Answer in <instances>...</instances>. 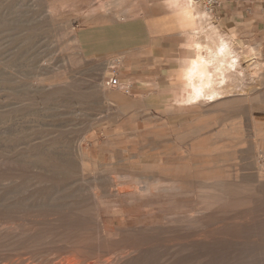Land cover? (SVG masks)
I'll return each mask as SVG.
<instances>
[{
  "label": "rangeland",
  "instance_id": "1",
  "mask_svg": "<svg viewBox=\"0 0 264 264\" xmlns=\"http://www.w3.org/2000/svg\"><path fill=\"white\" fill-rule=\"evenodd\" d=\"M195 1L208 15L198 17L201 42L212 41L213 28L214 38L230 35L204 0ZM140 2L0 0V264H59L79 239L90 244L82 250L87 264L138 247L128 264H264V183L257 175L264 164V52L234 39L237 71L217 103L132 112L136 104L107 83L102 60L84 58L76 30L117 16L81 15L85 8L119 13ZM168 16L185 39L179 19ZM216 147L221 152L210 158ZM209 159L211 170L241 185L225 186L240 208L197 212L204 189L187 182L180 184L188 192L175 198L158 190L150 198L119 197L118 189L167 186L164 168ZM175 212L180 218L170 220ZM117 228L128 229L117 240L131 245L105 239L104 229Z\"/></svg>",
  "mask_w": 264,
  "mask_h": 264
},
{
  "label": "crops",
  "instance_id": "2",
  "mask_svg": "<svg viewBox=\"0 0 264 264\" xmlns=\"http://www.w3.org/2000/svg\"><path fill=\"white\" fill-rule=\"evenodd\" d=\"M117 1L121 5H127L129 1L141 2L140 7L119 13L116 9L98 13L85 8L81 15L117 16L111 20L86 21L77 26L76 37L82 55L88 60H102L110 86L120 93L122 89L129 90L128 95H124L137 106L130 111L170 110L171 105L190 95L184 75L191 61L198 56L193 38L200 27L196 16L200 9L197 3L191 5L190 0ZM155 8L160 11H154ZM210 12L230 34L221 36L234 43V47H238L236 40L243 46H260L264 52V0H217ZM168 15L179 19L185 39L176 33L181 29L172 24ZM250 48L253 49L250 54L259 53L256 48ZM113 78L118 79L117 86L111 85ZM179 103L181 110L196 108H181L184 104ZM120 127L124 128L123 125Z\"/></svg>",
  "mask_w": 264,
  "mask_h": 264
},
{
  "label": "bare ground",
  "instance_id": "3",
  "mask_svg": "<svg viewBox=\"0 0 264 264\" xmlns=\"http://www.w3.org/2000/svg\"><path fill=\"white\" fill-rule=\"evenodd\" d=\"M191 5L196 4L195 0H190ZM196 6V5H195ZM48 8V7H47ZM206 12V11H205ZM204 12V13H205ZM209 13V12H207ZM195 16V15H194ZM197 17H207V14H203L201 12H198ZM198 22V21H197ZM214 29L212 30V32H210L211 35H213V39H212V43L208 41L209 44L203 43L200 41V37H195L193 38V44L194 46L197 48L198 51V56L196 59L192 60L188 69L186 70V73L184 75V77L186 78V85L190 88V95H188L187 97H185L182 101H177L179 104H184V105H189V106H193V107H198V106H207L213 103H217L218 100L223 99L224 98V94L225 92L228 91H224L225 87H227V85H230L231 82V76L234 72L237 71V66L239 63V59L235 54V49L234 46L228 42L227 39L223 38L221 35L217 36L214 38ZM196 33L199 34V30L196 31ZM251 49V48H250ZM253 50V49H252ZM252 50H249V52H251ZM255 51V50H254ZM254 51L252 53H254ZM250 55V54H248ZM252 56V55H251ZM247 57V56H246ZM255 70V69H254ZM257 70V69H256ZM257 72V71H256ZM240 73V72H239ZM254 73V72H253ZM233 80V78H232ZM228 89V88H227ZM231 90V89H230ZM238 91V90H237ZM240 91V89H239ZM234 92V91H233ZM229 93V92H228ZM233 95V94H232ZM229 96V95H228ZM226 98V96H225ZM217 105V104H216ZM219 105V104H218ZM208 108V107H207ZM211 108V106H210ZM253 126V125H252ZM261 132V131H260ZM262 137V135H261ZM252 144V143H251ZM247 145V144H246ZM134 146V145H133ZM67 148V147H66ZM212 149V148H211ZM223 149V148H222ZM85 150V149H84ZM225 151V150H224ZM255 151V150H254ZM82 155L85 157L86 153L83 151L82 148ZM210 153H220L221 152V148H214L212 150H209ZM256 155V154H255ZM182 156V155H181ZM210 158L214 156L213 155H209ZM203 157V156H202ZM88 158V157H87ZM214 158V157H213ZM212 158V159H213ZM215 162V161H214ZM93 164V163H92ZM184 165V164H183ZM215 165V164H214ZM211 164V160H204L203 162H196V161H192V162H187L184 166L178 167V168H170L169 169H165L163 170L162 174H165V177H167L168 181L170 180V184H168L167 186H159V187H151V186H139L137 188H132L130 189V187L126 188V189H118V194L119 197L120 195H126V198H130V199H135V198H143L142 196L147 195L150 197H155L157 194L155 193L156 190H158L157 192L159 193H165L167 194L169 197H177L179 195L182 194H186L188 191H186V189L182 184L183 182H187V183H197V184H201V187L204 189L202 191V194L200 195V198L202 199V203L201 206H199V211L197 212H201V213H212V212H216L218 210H220V208H224V206H235L236 208H240L242 203L240 202H236L235 201V197L234 195L228 196L227 197V193L226 190H228V188L230 187H225L226 185H231L233 186L236 190H240L241 185L239 184V182H231L229 179H226V176L228 175H223L220 172H216L214 170H211L212 166H214ZM193 166H198L200 167V169H193ZM87 167V165H85V163L83 164V169H85ZM258 167V166H257ZM89 168V167H88ZM259 169H257L259 172L257 175H259V182L261 184L264 183V164H259ZM208 169V170H207ZM89 170V169H88ZM93 170V169H92ZM86 172V171H85ZM237 172V171H236ZM76 173V172H75ZM240 173V172H239ZM152 174V173H151ZM256 177V176H255ZM134 178V177H133ZM145 178V177H144ZM159 178V177H158ZM258 178V176H257ZM84 179V178H83ZM143 179V178H142ZM239 179V178H238ZM157 180V179H156ZM228 180L231 183H228ZM142 181V180H141ZM159 181V180H158ZM236 181V180H235ZM157 183V182H156ZM186 183V184H187ZM227 183V184H226ZM184 184V183H183ZM185 184V185H186ZM116 185V184H115ZM251 186V185H250ZM260 186V184H259ZM135 187V186H133ZM225 187V188H224ZM191 188V187H190ZM81 189V188H80ZM115 189V188H114ZM112 189V190H114ZM226 189V190H225ZM116 190V189H115ZM194 190V189H193ZM192 191V190H191ZM190 191V192H191ZM231 191V190H230ZM201 192V191H200ZM245 192V191H243ZM259 193V192H258ZM111 194V193H110ZM226 194V195H225ZM246 194V193H245ZM244 195V193H243ZM261 195V194H260ZM241 197V196H240ZM264 197V196H263ZM226 198L228 200H226ZM239 198V197H238ZM259 198V197H258ZM179 199V198H178ZM240 199V198H239ZM263 199V198H262ZM196 200V199H195ZM258 200V199H257ZM130 201V200H129ZM240 201V200H239ZM186 202V201H185ZM246 202V201H245ZM248 202V201H247ZM259 202V201H258ZM109 203V202H108ZM244 207L248 205V203H243ZM64 205V204H63ZM97 205V204H96ZM116 205V204H115ZM132 205V204H131ZM174 204L173 203H169V205H167L168 209H171L172 206ZM258 205V204H257ZM101 207V206H100ZM105 207V206H104ZM262 207V206H261ZM98 208V207H97ZM103 207H101L102 210ZM226 208V207H225ZM260 208V207H259ZM258 208V209H259ZM250 209V206H249ZM99 210V209H98ZM100 210V211H101ZM190 210V209H189ZM201 210V211H200ZM239 210V209H238ZM261 210V209H259ZM224 211V210H223ZM260 212V211H259ZM99 213V212H98ZM170 212L167 211L166 214H169ZM220 213V211H219ZM232 213V212H231ZM250 213V212H249ZM262 213V212H261ZM164 214V213H163ZM174 216L170 217V220L173 218H180V213L179 212H175L173 213ZM162 215V213H161ZM197 215V214H196ZM245 215V214H244ZM191 218H193L192 215H190ZM210 216V215H209ZM208 216V218H209ZM247 216V214H246ZM263 216V214H262ZM211 217V216H210ZM183 218V217H182ZM185 218V217H184ZM249 218V217H248ZM247 218V219H248ZM252 218V217H250ZM199 219V218H198ZM245 219V218H244ZM253 219V218H252ZM167 220V219H166ZM211 220V219H210ZM232 220V219H231ZM263 220V217H262ZM102 221V220H101ZM104 221V220H103ZM221 221V220H220ZM224 221V220H223ZM228 221V220H227ZM251 221V219H250ZM172 222V221H171ZM203 222V221H202ZM236 222V221H235ZM247 222V221H245ZM254 222V221H253ZM94 223V222H93ZM200 223V222H199ZM219 222H217L218 224ZM100 224V222H99ZM98 224V225H99ZM226 224V222H225ZM237 224V223H236ZM254 225H256L255 223H253ZM155 225V224H154ZM220 225V224H219ZM59 226V225H58ZM153 226V225H152ZM154 227V226H153ZM185 227V226H184ZM193 227V226H192ZM214 226H212L213 228ZM228 227V226H227ZM98 228V227H97ZM158 228V227H157ZM156 228V229H157ZM199 228V227H198ZM99 229V228H98ZM223 229V228H222ZM221 229V230H222ZM18 230V229H17ZM50 230V229H49ZM56 230V229H55ZM59 230V229H58ZM103 230V229H102ZM130 230V229H129ZM139 232H141V230L137 229ZM136 230V232H137ZM220 230V229H219ZM257 230V229H256ZM156 231V230H155ZM201 231V230H200ZM239 231V230H238ZM102 232V231H101ZM97 233V237L98 235L100 236V233ZM124 232H128L127 228H117L116 230L114 229H104L103 233H104V237L107 241H112V242H119V240H117L118 236L121 235V233ZM133 232V231H132ZM135 232V230H134ZM163 232V231H162ZM165 232V231H164ZM183 232V231H182ZM237 232V230H236ZM253 232V231H252ZM185 233V232H184ZM195 233V232H194ZM202 233V232H201ZM239 233V232H238ZM92 234V233H91ZM145 234V233H144ZM173 234V232H172ZM222 234V233H221ZM226 234V233H225ZM241 234V233H240ZM245 234V232H244ZM258 234V233H257ZM195 235V234H194ZM200 235V234H199ZM246 235V234H245ZM255 235V234H254ZM262 235V234H260ZM96 236V235H94ZM129 236V235H128ZM127 236V237H128ZM184 236V235H183ZM189 236V235H188ZM196 236V235H195ZM211 236V235H210ZM218 236V234H217ZM230 236V235H229ZM228 236V237H229ZM239 236V235H238ZM248 236V235H247ZM256 236V235H255ZM41 237V236H40ZM39 237V238H40ZM92 237V236H91ZM132 237V236H131ZM246 237V236H244ZM258 237V236H257ZM57 238V237H56ZM138 238V237H137ZM140 238V237H139ZM138 238V239H139ZM143 238V237H141ZM146 238V237H145ZM208 238V237H207ZM217 238V237H216ZM222 238V237H221ZM240 238V237H239ZM238 238V239H239ZM260 238V237H259ZM258 238V239H259ZM51 239V237H50ZM77 239V238H75ZM137 239V240H138ZM180 239V238H179ZM192 239V238H191ZM202 239V238H201ZM204 239V237H203ZM243 239V238H242ZM39 240V239H37ZM41 240V238H40ZM72 240V239H71ZM77 244H74L73 247L70 248V255H67L66 257H64L62 259V261L60 260L59 264H87V260L84 259L82 250L85 248H88L90 246L88 239L85 240H81ZM95 240V239H94ZM136 240V239H135ZM136 240V241H137ZM154 240V239H153ZM152 240V241H153ZM178 240V239H177ZM188 240V239H187ZM186 240V241H187ZM209 240V239H208ZM245 240V239H244ZM247 240V239H246ZM253 240V238H252ZM53 241V240H51ZM64 241V240H63ZM163 242L165 241L164 239L162 240ZM161 241V243H163ZM183 241V240H182ZM221 241V240H220ZM248 241V240H247ZM254 241V240H253ZM68 241H66L67 243ZM130 242V241H129ZM135 242V241H134ZM156 242V239H155ZM169 242V241H168ZM174 242V241H173ZM185 242V241H184ZM183 242V243H184ZM199 242V241H198ZM250 242V241H249ZM255 242V241H254ZM260 242V241H259ZM58 243V242H57ZM99 243V242H98ZM124 244V242H119ZM126 243V242H125ZM136 243V242H135ZM153 243V242H152ZM177 243V242H175ZM180 242H178L179 244ZM203 243V242H202ZM252 243V241H251ZM47 244V243H45ZM130 244V243H128ZM128 244H124L128 245ZM147 244V243H146ZM145 244V246H146ZM165 244V242L163 243ZM178 244H175V246ZM200 244V243H198ZM247 244V243H246ZM250 244V243H249ZM38 245V244H37ZM72 245V244H71ZM97 245V244H96ZM131 245V244H130ZM129 245V246H130ZM167 245V243H166ZM171 243H170V247H171ZM180 245V244H179ZM185 245V244H184ZM40 247V245H38ZM95 246V245H94ZM117 246V245H116ZM123 246V245H122ZM129 246L127 248H129ZM154 246V243H153ZM188 246V244H187ZM239 246V245H238ZM243 246V245H242ZM56 247V246H55ZM131 247V246H130ZM138 247V245H137ZM162 247V246H161ZM160 247V248H161ZM169 247V245L167 246ZM204 247V246H203ZM244 247V246H243ZM59 248V247H58ZM56 248V249H58ZM126 248V247H125ZM124 248V249H125ZM139 248V247H138ZM138 248H136L135 250H130V251H119L114 254V256L111 254L112 257L106 258L107 259H103V258H98L97 260H95V262H90L88 264H128L132 261V258H134L138 252ZM146 248V247H145ZM158 250V247H156ZM176 248V247H175ZM184 248V247H183ZM202 248V247H201ZM242 248V247H241ZM62 249V248H61ZM69 249V248H68ZM95 249V248H94ZM99 249V248H98ZM96 249V250H98ZM142 249H144V247H140V251H143ZM147 249V248H146ZM149 249V248H148ZM153 249V247H152ZM187 249V248H186ZM118 250V249H116ZM128 250V249H127ZM174 250V249H173ZM197 250V249H196ZM208 250V249H207ZM242 250V249H241ZM92 251V250H91ZM161 251V250H160ZM240 251V250H239ZM115 252V251H114ZM186 252V251H185ZM56 253H60V252H56ZM63 253V252H61ZM69 253V252H67ZM91 253V252H90ZM137 253V254H136ZM143 253H145L143 251ZM148 253V250H147ZM161 253V252H160ZM159 253V254H160ZM248 253V252H247ZM88 254V253H87ZM102 254V253H101ZM207 254V253H206ZM243 254V253H242ZM95 255V254H94ZM100 255V254H98ZM109 255V254H108ZM149 255V254H148ZM88 256V255H87ZM86 256V257H87ZM168 256V255H167ZM175 256V255H174ZM242 257V256H241ZM249 257V256H248ZM88 258V257H87ZM147 258V257H146ZM240 258V257H239ZM53 259V258H52ZM220 259V257H219ZM92 260V259H90ZM134 260V259H133ZM218 260V259H217ZM89 261V260H88ZM161 262V261H160ZM187 262V261H185ZM53 263V262H52Z\"/></svg>",
  "mask_w": 264,
  "mask_h": 264
},
{
  "label": "built area",
  "instance_id": "4",
  "mask_svg": "<svg viewBox=\"0 0 264 264\" xmlns=\"http://www.w3.org/2000/svg\"><path fill=\"white\" fill-rule=\"evenodd\" d=\"M205 1V4H206V7L209 11H212V7L217 3V0H204ZM111 85L113 86H117L118 84V79L117 78H113L111 81H110ZM125 92H129L128 89H125Z\"/></svg>",
  "mask_w": 264,
  "mask_h": 264
}]
</instances>
